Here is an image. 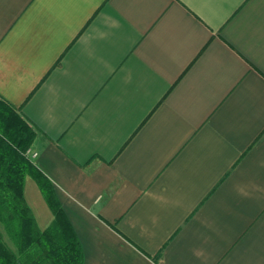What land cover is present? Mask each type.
<instances>
[{
    "label": "crops",
    "instance_id": "1",
    "mask_svg": "<svg viewBox=\"0 0 264 264\" xmlns=\"http://www.w3.org/2000/svg\"><path fill=\"white\" fill-rule=\"evenodd\" d=\"M0 97L84 264H264V0H0Z\"/></svg>",
    "mask_w": 264,
    "mask_h": 264
},
{
    "label": "trees",
    "instance_id": "2",
    "mask_svg": "<svg viewBox=\"0 0 264 264\" xmlns=\"http://www.w3.org/2000/svg\"><path fill=\"white\" fill-rule=\"evenodd\" d=\"M37 132L0 97V264H84L81 242L51 181L27 154ZM27 175L53 212V220L43 229L25 199Z\"/></svg>",
    "mask_w": 264,
    "mask_h": 264
},
{
    "label": "built area",
    "instance_id": "3",
    "mask_svg": "<svg viewBox=\"0 0 264 264\" xmlns=\"http://www.w3.org/2000/svg\"><path fill=\"white\" fill-rule=\"evenodd\" d=\"M27 154L29 156H35L36 155V152L32 151L30 148L27 150Z\"/></svg>",
    "mask_w": 264,
    "mask_h": 264
}]
</instances>
